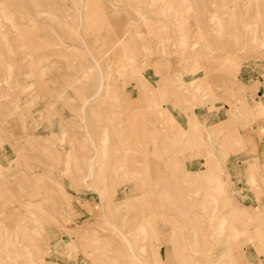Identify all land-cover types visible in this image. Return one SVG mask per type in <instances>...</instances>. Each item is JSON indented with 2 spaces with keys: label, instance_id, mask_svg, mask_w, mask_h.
Here are the masks:
<instances>
[{
  "label": "rangeland",
  "instance_id": "rangeland-1",
  "mask_svg": "<svg viewBox=\"0 0 264 264\" xmlns=\"http://www.w3.org/2000/svg\"><path fill=\"white\" fill-rule=\"evenodd\" d=\"M263 137L264 0H0V264H264Z\"/></svg>",
  "mask_w": 264,
  "mask_h": 264
},
{
  "label": "crops",
  "instance_id": "crops-1",
  "mask_svg": "<svg viewBox=\"0 0 264 264\" xmlns=\"http://www.w3.org/2000/svg\"><path fill=\"white\" fill-rule=\"evenodd\" d=\"M260 133H261V131L258 132L257 134H260ZM257 136H258V135H257ZM263 145H264V137H263V139H262V143H261L260 146L258 147V149H259L260 151H262V152L259 153V155H261V154L264 155V148H263L264 146H263ZM263 158H264V157H263Z\"/></svg>",
  "mask_w": 264,
  "mask_h": 264
}]
</instances>
